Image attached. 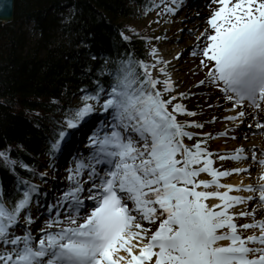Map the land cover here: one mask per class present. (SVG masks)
<instances>
[{
  "label": "snow or ice",
  "instance_id": "obj_1",
  "mask_svg": "<svg viewBox=\"0 0 264 264\" xmlns=\"http://www.w3.org/2000/svg\"><path fill=\"white\" fill-rule=\"evenodd\" d=\"M181 3L172 0L176 7L164 11L174 15ZM6 7L0 0V16ZM208 8L191 51L204 71L195 86L219 94L233 113L224 120L239 128L250 119L255 123L248 128L264 132V0H209ZM148 55L151 61L131 53L105 60L101 74L108 86L97 80L94 93L82 89L80 106L66 114L49 144L53 157L100 114L104 119L87 136L89 154L74 157L66 170L67 188L47 205L38 235L33 207L43 208L39 197L47 193L17 177L8 203L0 185V264H264V155L243 145L211 151L216 136L189 130L205 123L178 119L199 113L178 102L188 94L177 91L170 62L155 47ZM249 160L260 167L253 183L222 182L251 176V164L224 168L217 161ZM0 161L14 174L18 164L48 175L11 159L7 150H0Z\"/></svg>",
  "mask_w": 264,
  "mask_h": 264
},
{
  "label": "trees",
  "instance_id": "obj_2",
  "mask_svg": "<svg viewBox=\"0 0 264 264\" xmlns=\"http://www.w3.org/2000/svg\"><path fill=\"white\" fill-rule=\"evenodd\" d=\"M156 5V0H15L14 20L0 23V150L39 173V157H53L49 144L66 114L80 106L81 90L94 93L97 80L108 86L101 74L105 60L116 62L129 53L149 60L147 32L128 33L122 18ZM24 26L33 32L31 41ZM121 33L131 39L123 40ZM75 94L77 104L71 102ZM17 177L36 184L41 176L18 164L14 174L0 161L8 203Z\"/></svg>",
  "mask_w": 264,
  "mask_h": 264
},
{
  "label": "rangeland",
  "instance_id": "obj_3",
  "mask_svg": "<svg viewBox=\"0 0 264 264\" xmlns=\"http://www.w3.org/2000/svg\"><path fill=\"white\" fill-rule=\"evenodd\" d=\"M157 5L155 8L148 12H141L139 15L132 16V17H125L122 18L123 26L126 28L127 32H147L150 39L148 40V52L152 47H155L158 49V52L161 53V57L168 61V57L166 54L164 56L162 55V51L166 50V48L171 47L174 42L179 43L181 41L174 40L173 43H170L169 41L165 40L166 37V31L165 29L172 23L177 22L184 13H182L181 8L185 5L182 1L181 6L178 9V15L177 12L173 15L171 13H168L164 11L165 5H169L171 7H176V5L172 4V0H156ZM180 0H178V3ZM199 2V1H198ZM131 5H134V3H131ZM196 9V8H195ZM195 9L193 10L192 7V17L196 15L197 18H203L202 24H205V21L207 19L208 13L201 14L200 16H197V13H195ZM190 10V12H191ZM194 14V15H193ZM195 18H192L191 21H194ZM185 22H190L189 20L184 19ZM187 22V23H188ZM195 22V21H194ZM19 25V24H18ZM205 25L202 26L204 28ZM179 28V26H177ZM24 29L28 31L27 37L31 41L33 39V32H31L30 27L24 26ZM180 29V28H179ZM183 29V28H181ZM188 29H193V26H189ZM30 30V31H29ZM191 31V30H190ZM177 34V33H176ZM185 35L187 33H184L182 30L180 32V35ZM157 37H160V39H156ZM195 45V41L192 43L184 45V50L182 51L180 55V60L183 62L193 65L194 68L192 71H189L187 76L184 77V74L181 75L180 80L176 83L177 91L178 92H185L188 94V98L184 99L182 101H178L181 103H184L187 108L191 111H196L198 114L197 117L189 118L184 116H179L178 119L183 121L186 119H195L199 122L205 123L204 129H189L190 131H198V132H210L213 136H216L217 138L214 140L209 141V149L215 153L219 154H225L228 152L233 151L235 148L232 146L235 145V141L240 143L248 142L250 140H254L253 146L246 150V151H255L257 153V156L260 157L261 155H264V137L260 140H256L254 137L246 136L247 133L250 131V128L247 127V125L241 126L239 128H236L233 122H229L223 119V117L230 115V112L225 111L227 108V105L224 104L222 101L219 100V94L212 88L208 86H200L196 87L195 85L198 83L199 80L204 79V71H202L199 67V60L197 58H194L191 55L192 48ZM149 61L152 60V57L149 56ZM172 69L169 67V64L167 66V71L171 73ZM179 71V70H178ZM80 100V96L78 94H75L71 97V102L77 104ZM209 104L212 105V107H209ZM215 116L219 118L215 123H207L212 119V117ZM104 119V116H101V119H94L92 125L90 126L89 130L86 132L85 140L88 141L87 136L90 134V130L93 126L99 125V122ZM264 122V121H262ZM229 125L231 128L227 131L228 135L225 137H219L217 134L219 133L218 128L224 125ZM254 124V123H253ZM233 127V128H232ZM254 130H259L260 133L262 132L260 129H256L253 127ZM253 132V131H252ZM78 134L80 135V132L77 133L75 136L77 138ZM264 134V132H263ZM74 137V138H75ZM232 137H235V139H232ZM74 140V139H73ZM229 140V141H226ZM188 144L194 143V141H185ZM82 143V142H81ZM84 143V141H83ZM233 144V145H231ZM258 144V146H257ZM223 146H227L229 149L227 151L221 150ZM89 154V148H88V142L87 144H83L81 147V144L77 146V144H72L69 148L62 151V153L57 154L55 157H48V156H40L39 161L41 163V166H38V171L40 173H47L48 175L44 178H39L36 180V184L40 185V190L42 193H47L43 197V200L41 201L44 205L43 208H40L37 210V208L33 207V216L36 219V223L33 226V234L38 235V230L44 226V222L46 219H48V214L46 212V207L48 204L54 203L55 199L59 197L62 192L67 188L68 181L66 180V177L68 175L67 169L71 166H73V159L74 157L79 156H87ZM241 163L240 166H244L245 164L249 166H255L258 165L256 162H253L251 160L249 161H239ZM239 162L232 163L228 168L234 167L233 165L238 164ZM219 163L221 161H217V166H219ZM239 166V167H240ZM259 166V165H258ZM246 167V166H245ZM260 170V167L258 168V171ZM251 172L250 177H254L253 171ZM238 176H243V178L249 176L247 173H242ZM202 178L207 179V176H203ZM258 178V177H257ZM256 178V179H257ZM231 180L233 179L230 178ZM256 179H254L252 182H254ZM224 180V179H223ZM222 180L223 183H226ZM7 202V201H6ZM246 220L238 221V223H244ZM17 234H20L19 232Z\"/></svg>",
  "mask_w": 264,
  "mask_h": 264
},
{
  "label": "bare ground",
  "instance_id": "obj_4",
  "mask_svg": "<svg viewBox=\"0 0 264 264\" xmlns=\"http://www.w3.org/2000/svg\"><path fill=\"white\" fill-rule=\"evenodd\" d=\"M182 1L185 4L181 8L182 13H184L183 16L177 22H175V21L172 22L165 29V31H166L165 32L166 33L165 40H167V42L169 41L170 43H173L174 40H178L181 42H179V43L174 42V44L171 47H168V48H166L165 51L164 50L162 51V55L164 56V54H166V56L168 57V61L170 62L169 67L172 69L171 70L172 72L170 74H171L172 80L175 82V84L180 80V77L182 78L181 75L184 74V77L187 76L189 71H192L194 68L193 65H189V64L183 62L182 60H180V58H181L180 55H181L182 51L184 50V45L192 43L193 41H195V37L197 35H199L200 31L203 30L202 26L205 25V24H202L204 19L203 18H197L196 15H194V14L197 13V16H200L201 14H206L207 12H209V8H208L209 0H182ZM192 7H193V10L196 8L195 13L193 14L194 17H192V10H191ZM190 10H191V12H190ZM177 15H178V12H177ZM192 18H195V20H194L195 22L191 21ZM184 19L191 21L192 24H190V22H188V21H187L188 23L185 22ZM191 25L193 26V29H188V27ZM177 26H179L180 29L177 28ZM181 28H183V29H181ZM182 30L184 31V33H187V34H185V35L181 34L180 35V32ZM159 56H161V53H159ZM177 57H179V58H177ZM227 107H229V106L227 105ZM231 114H233V113H231ZM217 120H219V118H217ZM249 123L253 124V123H255V121H252L250 119H246L245 124H243L241 126L247 125ZM91 125L86 127L83 130V132H80V135L78 134L77 138L76 137L73 138L74 140L72 141V144H75V145L77 144V146H79V144H81V147L83 144L84 145L87 144V142L85 140V135H86V132L89 130ZM230 128H231V126H229L228 124L227 125L225 124L224 126L219 127L218 130H219V132H222V131H226V130L228 131ZM246 136L254 137V138H256V140H260L264 137V134H263V132L260 133L259 130H254L253 128H250V131L247 133ZM83 141H84V143H83ZM226 141H229V140H226ZM253 144H255L254 140H250L248 142L244 141V143H242V142L238 143L235 141V145H233V144H231V145H233L232 146L233 148H237V147L243 145L245 147V150H248L253 146ZM257 146H258V144H257ZM228 149L229 148L227 146H223L221 148V150H223V151H227ZM236 162L237 161H224V162L219 163V166L223 165L224 168H228L230 166V164L236 163ZM240 165H241V163L239 162L238 164H235L233 166L239 167ZM245 166L248 167L246 164L244 166H240V167H245ZM258 168H259L258 165H255V166L252 165L251 168L249 169L250 171H253L254 177L247 176V177L243 178V176H238V175L234 174L232 176L233 177L232 180L230 179L232 177H229V178H224L223 181L226 183H232V184H237L241 180H243L245 183H253L252 181L258 177V174L260 172V170L258 171ZM241 220H243V219H240L239 221L241 222Z\"/></svg>",
  "mask_w": 264,
  "mask_h": 264
},
{
  "label": "water",
  "instance_id": "obj_5",
  "mask_svg": "<svg viewBox=\"0 0 264 264\" xmlns=\"http://www.w3.org/2000/svg\"><path fill=\"white\" fill-rule=\"evenodd\" d=\"M7 7L0 16L1 24H9L14 20L15 16V0H6Z\"/></svg>",
  "mask_w": 264,
  "mask_h": 264
}]
</instances>
